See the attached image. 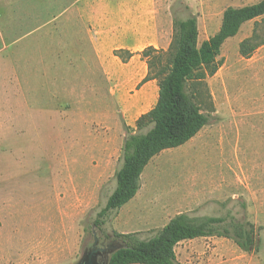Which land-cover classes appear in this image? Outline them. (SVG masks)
<instances>
[{"label": "rangeland", "instance_id": "rangeland-1", "mask_svg": "<svg viewBox=\"0 0 264 264\" xmlns=\"http://www.w3.org/2000/svg\"><path fill=\"white\" fill-rule=\"evenodd\" d=\"M94 1L0 0V264H106L115 248L93 220L116 186L126 135L158 91L137 108L143 83L108 73L116 59L100 56L87 25ZM259 1L159 0L156 48L166 63L174 17L195 14L202 42L228 7ZM246 38L259 43L249 55ZM217 60L214 75L189 82L210 123L154 156L105 228L149 238L180 212L232 215L255 225L256 249L198 237L176 246L178 262L264 264V14L227 39Z\"/></svg>", "mask_w": 264, "mask_h": 264}, {"label": "trees", "instance_id": "trees-1", "mask_svg": "<svg viewBox=\"0 0 264 264\" xmlns=\"http://www.w3.org/2000/svg\"><path fill=\"white\" fill-rule=\"evenodd\" d=\"M263 14L264 0L242 7H228L219 30L202 42L195 14L174 17L168 61H163L166 51L153 45L141 51L148 68L142 82L156 80L158 98L152 108L136 119L135 130L126 135L122 165L115 174L116 186L93 220L101 236L115 246L106 264H180L176 246L198 237H228L245 251L257 248L255 225L232 215L198 216L180 212L149 238H142L138 232L107 231L105 226L111 215L135 197L141 187L142 173L154 156L185 144L210 123L212 114L196 101L189 91V82L214 75L221 66L217 56L224 42L237 35L244 23ZM249 39L240 44L244 55H249L259 45H249ZM114 53L124 62L133 55L123 48ZM84 252L88 254L90 250L87 248Z\"/></svg>", "mask_w": 264, "mask_h": 264}, {"label": "crops", "instance_id": "crops-1", "mask_svg": "<svg viewBox=\"0 0 264 264\" xmlns=\"http://www.w3.org/2000/svg\"><path fill=\"white\" fill-rule=\"evenodd\" d=\"M90 5L92 18L87 25L102 52L100 56L107 58L112 54L116 59V65H106L108 73L130 75L137 79L136 85L143 83L135 96L137 108L144 107L158 91V84L154 79L142 82L147 66L139 52L149 45L164 44L159 0H99ZM121 48L133 52L126 62L113 54Z\"/></svg>", "mask_w": 264, "mask_h": 264}, {"label": "water", "instance_id": "water-1", "mask_svg": "<svg viewBox=\"0 0 264 264\" xmlns=\"http://www.w3.org/2000/svg\"><path fill=\"white\" fill-rule=\"evenodd\" d=\"M86 264H92L91 260H89V262H87Z\"/></svg>", "mask_w": 264, "mask_h": 264}]
</instances>
